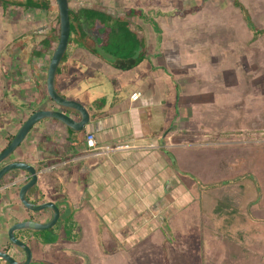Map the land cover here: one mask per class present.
<instances>
[{
    "label": "crops",
    "instance_id": "1",
    "mask_svg": "<svg viewBox=\"0 0 264 264\" xmlns=\"http://www.w3.org/2000/svg\"><path fill=\"white\" fill-rule=\"evenodd\" d=\"M69 2L71 11L95 10L110 17L114 26L126 23L129 35L126 31L122 35H128L124 52L139 53L143 58L137 63L136 58L126 60L106 53L104 30L94 32L86 25L82 27L85 37L77 35L69 42L67 59L59 65L55 85L62 97L86 109L89 122L73 129L54 118L40 121L0 163V170L25 163L37 175L32 181L28 170L16 169L0 178V251L9 249L7 253L24 263V252L16 251L10 240L11 227L24 222L50 223L57 207L60 216L53 226L21 229L15 236L25 242L16 234L26 233L34 242H42V237H35L37 232L54 233L65 223L75 222L84 238L86 224L97 223L92 238L96 256L102 254L104 261L119 256L136 262L133 257L140 260L144 254L152 264L161 260L202 264L197 258L200 243L212 248L215 244L210 239L219 237L224 228L222 221L214 223V218L205 226L203 217L209 219L211 215L203 205L217 207L221 200L228 207L230 204L226 195L219 196V202L213 199L214 204L206 202L212 191L203 179L205 168L197 166L193 150H222L228 134L252 133L259 122L264 128V0ZM52 6L57 7L53 0ZM21 10L5 15L0 9V154L34 113L61 111L75 123L82 120L77 110L53 102L47 91L48 68L60 38L57 15L49 18L42 10ZM140 11L142 18L137 16ZM221 11L227 12L224 29L215 24L216 13ZM233 15L237 19L230 23L228 17L234 19ZM205 49L207 54L193 57ZM214 52L223 60L215 59L216 67H211ZM216 77L221 78L223 95L217 89ZM19 88L27 91L24 100L15 96ZM137 93L138 100H132ZM197 97L201 101L196 102L204 106L213 101L214 110L217 108L223 119L217 121L216 114L207 108L199 116L195 111ZM227 119L231 130H227ZM239 121L245 123L244 128H239ZM89 135L98 146L130 149L96 157L89 153ZM31 181L26 193L29 208L22 202L20 191ZM260 193L256 195L250 185L247 204L257 208L252 216L255 221L243 209L239 213L248 221L247 230L253 232L245 244L232 236V247L244 245L240 250L233 249L234 264H264V204H257L264 195ZM236 208L233 213L237 216ZM189 210L192 216L184 219L182 215ZM225 212L234 216L231 210ZM224 222L235 232L242 231V220L238 222L237 217ZM99 223L104 230L106 225L109 235L99 231ZM111 243L113 249L108 255L102 246ZM161 253H166L165 259L160 258ZM39 256L43 260L46 254L40 250ZM34 258L32 250L30 264Z\"/></svg>",
    "mask_w": 264,
    "mask_h": 264
},
{
    "label": "rangeland",
    "instance_id": "2",
    "mask_svg": "<svg viewBox=\"0 0 264 264\" xmlns=\"http://www.w3.org/2000/svg\"><path fill=\"white\" fill-rule=\"evenodd\" d=\"M122 3H124V0H122ZM160 3H162V1H160ZM73 7L76 8L74 4ZM142 12L143 11L138 12L137 16L140 18L144 17ZM216 14H217L216 15L217 22L215 23L216 26L218 27V29H222V28L224 29L225 26H227V21L224 18L227 12L226 13L222 12L221 14L220 12H217ZM45 15L46 17H48L46 12ZM233 16L234 19L231 16L228 17V21H230V23L233 22V20L237 19L235 15ZM236 23L238 24V21ZM219 43H222L221 40ZM207 52L208 51L205 49L202 51V53L193 55V57H196L197 55L204 56L205 54H207ZM216 52L219 51L217 50ZM220 53H223V50ZM136 54H137L136 62H139L142 59L143 55L139 53ZM126 55H127L126 59H130V58L134 59L133 53L132 54L127 53ZM5 58L6 57H4L3 59ZM210 59H211L210 61L211 67H216L215 59L221 61L223 60V58H221L219 55L215 57V52L211 54ZM217 79H218L217 89L223 95L224 94L223 92H225V90H223V87L220 85L221 78H217ZM222 79H224V76L222 77ZM9 88L10 90H12L11 87ZM19 89L20 91H17L15 96H17V98H22L24 100L25 99L24 96L28 95L27 91L22 88ZM213 90L215 92L216 83L213 87ZM246 91H251V89L246 88ZM196 101H201V100H199L198 97L195 100V107H196L195 111L196 113L199 114V116H202L204 109L207 108V111H209V113L213 112L214 114H216L217 121H221L223 119L220 118L219 115L217 114L218 113L217 108L216 110H214V107L212 105L213 101L212 103H209V106L206 104L208 107L204 106V103L198 104ZM247 102L248 100L246 99L245 103ZM21 104L22 103H18V105ZM222 109L224 110V108ZM226 123L228 124L227 130L229 129L231 130L232 126L230 125L228 119L226 120ZM237 124L239 125L240 129L245 127V123H241L240 121ZM258 125L260 126L258 127ZM258 125H257L258 128L254 130L252 133L251 132L249 133V131L248 132L237 131L231 133V135L228 134L226 136L227 137V139L225 140L226 142H224L226 148L223 147L222 150H220V148L212 149V147L207 148L206 150H197V151L192 149L193 152L195 153V159H197L196 161H198L197 166L203 165L205 168L203 169L204 170L203 179L206 185L209 184V187L208 186L207 187L210 189V191H212L211 196L207 199L206 202L214 204L212 202L213 199L219 202L220 201L219 196L226 195L227 202L230 204V206L228 207L226 206L224 200H221V202L217 205V207L212 208V206L211 205L209 206V204L203 205V208L207 212H210L208 214L211 215V218L209 219L203 217L204 221L214 218V223L216 221H222L223 223L222 225L224 228L218 225V227H221L222 229L220 233H218L219 237L210 239V242L215 244L212 248L209 247L208 249L206 243H200L199 245L200 247L198 248H200L201 251L199 252L197 258L200 260V262L202 261V264H234L232 259L233 257L232 252H234L233 249H235V247H232V245L230 244V240L232 239V236L234 235L238 237V239H241L244 242V244L252 236L253 231L247 230L248 227L247 219L244 216L242 219L239 213L243 209L244 213L245 214L249 213L250 217L252 218V216H254L253 210L257 209V208L253 209V205L251 206L250 204H247L248 202H250V199H248V189L250 185L255 190L256 195H257V191L259 193L261 192L260 194L264 195V128L262 129V123L259 122ZM221 127H223V125ZM205 166L207 167V169ZM207 187L204 190H206ZM234 201L236 202V204H234ZM261 203L264 204L263 196H262V200L260 201L258 200L257 202V204H261ZM235 205H237L236 208V210L238 211L237 216L233 213ZM196 207H198V205ZM192 210H189L186 214L182 215V217L184 219L190 218L193 213ZM228 210H231L234 216L226 215L225 211ZM200 211L202 212L200 208H197V212L200 213ZM109 216L111 217V214ZM222 216H224L225 219H230V218L235 219L237 217L238 222L242 220V225L240 226L242 228V231L238 230L237 232H235L230 227V224H226V222H224L225 219L223 220ZM251 220L255 221L254 218H252ZM67 221L68 220L66 219L65 222ZM208 224L211 225L210 222L208 221L205 222V226H208ZM96 226H98L97 223L95 224L87 223L83 229V233H85L86 235L84 238L80 237L78 232V226L75 222L65 223L63 229L61 228L58 231H55L54 233L49 231L37 232V234H35V237L37 236L42 237L43 238L42 242L40 240L34 242V239L31 240L30 239L31 236L27 235L26 233L17 232L16 235H19L20 238L25 240V242L29 244L31 249L34 251L35 258L33 259L31 264H135V263L141 264V261L143 262L142 264H152L151 262H149V260H147L148 255H144V254L140 257L141 261L136 259V257H133V259L136 262H130V260L125 261L123 257H119V256L115 259L112 258L108 261H104L105 258L102 254L98 258L95 254V250L97 249L95 245L96 241L95 239L92 238L94 236V229H98L96 228ZM102 226L104 225L99 223V231L101 233H105V235H109L110 230L108 231L106 230L107 228L106 225H105V230L104 227L101 228ZM145 242L149 243L148 240H146ZM68 243H70L71 245H68ZM39 244L41 245L40 249L37 248ZM79 244H81L82 246H80ZM84 245L88 247L89 253L86 252V247ZM241 246L244 247V245L241 243V245L237 247L235 250H240ZM102 247L106 250L108 255H111V253H109L110 252L109 250L113 249L112 243ZM40 250H42V252L46 254V257L43 260H40V256H39ZM132 254H133L132 251H130V256ZM160 258L165 259L166 253H161ZM227 259L232 260V262L228 261ZM172 260L175 261L176 258H173ZM0 264H2V261L0 262ZM156 264H169V263H166L165 261L161 260V262H156ZM174 264H182V263H180V261H177Z\"/></svg>",
    "mask_w": 264,
    "mask_h": 264
},
{
    "label": "water",
    "instance_id": "3",
    "mask_svg": "<svg viewBox=\"0 0 264 264\" xmlns=\"http://www.w3.org/2000/svg\"><path fill=\"white\" fill-rule=\"evenodd\" d=\"M56 3V6L58 8V14H59V22H60V38L59 43L54 51V54L51 58L49 68H48V74H47V91L49 94V97L53 102H55L58 106L62 108H73L77 110L82 115V120L80 123H75L68 115L61 111H39L37 113H34L31 115V117L24 123V125L21 127L20 131L16 135V137L13 139V141L9 144L7 149H5L0 154V163L3 162L5 159H7L24 141V139L27 137L28 133L32 130L34 126H36L40 121H43L47 118H54L65 125L72 127L73 129H80L83 125H86L89 122V115L86 111V109L78 102L70 101L62 97L57 89H56V74L59 68V65L61 61L64 58V55L67 51L70 34H71V22H70V2L69 0H53ZM78 127V128H77ZM28 167L25 163H15L12 165H8L4 167L2 170H0V178L6 175V173L19 169H26L33 175V180L37 178L36 171L31 167L28 169ZM32 181L22 187L20 191V198L22 199V202L24 205L30 208V204L28 203V200L26 198V193L28 189H30V186L32 185ZM33 209L37 207H31ZM38 210V209H35ZM55 215L53 220L50 223L47 224H38L34 222H24L19 223L11 227L9 231V237L14 246H17L20 250H22L26 256V260L24 263H18L16 259L11 256L9 253L0 251V259L4 260L8 264H30V261L32 259V250L30 246L18 239L15 236V232L21 229H30V230H40V229H48L51 226L55 224V222L59 219L60 212L57 207H54Z\"/></svg>",
    "mask_w": 264,
    "mask_h": 264
},
{
    "label": "trees",
    "instance_id": "4",
    "mask_svg": "<svg viewBox=\"0 0 264 264\" xmlns=\"http://www.w3.org/2000/svg\"><path fill=\"white\" fill-rule=\"evenodd\" d=\"M22 8H24L25 10L35 9V10L45 11L49 18L54 16V14H56L57 18L59 19L58 9L57 7L55 9V7L52 6V0H22V1L0 0V9L3 10L5 15H11L12 11H14L15 9H19V12H21ZM70 22H71V34H70L69 42L73 40L74 36L77 35H82L83 37H85V35H83L84 32L82 30V27L86 25L94 32H99L102 29L104 30L105 33L104 49L106 50L105 51L106 53H110L112 56L116 55V57H120L121 59L122 58L126 59L127 53L129 54L133 53V52H124L125 48L123 46L128 44V35H129V30L127 28L126 23H122V24L117 23L116 26H114L111 22V18L108 17L106 14L99 11L87 10V9H82L78 12L70 11ZM250 26H251V22H250ZM59 27H60V23L58 22L57 29H59ZM125 31L128 32V35L123 37L122 35L125 34ZM130 37L132 41L133 35L131 34ZM138 45L139 43L136 42V47ZM120 48L122 50L119 53L114 52L115 49L118 50ZM136 56L137 54L133 53L134 59L136 58ZM66 59H67V55L64 56L62 62H65Z\"/></svg>",
    "mask_w": 264,
    "mask_h": 264
},
{
    "label": "built area",
    "instance_id": "5",
    "mask_svg": "<svg viewBox=\"0 0 264 264\" xmlns=\"http://www.w3.org/2000/svg\"><path fill=\"white\" fill-rule=\"evenodd\" d=\"M139 97H140V93L132 95L133 100H136ZM87 145H88L89 153L96 157H107L111 153L120 152V151L122 152L125 149H130L129 146H122V145H114V146L100 145L98 146L93 135L88 136Z\"/></svg>",
    "mask_w": 264,
    "mask_h": 264
},
{
    "label": "flooded vegetation",
    "instance_id": "6",
    "mask_svg": "<svg viewBox=\"0 0 264 264\" xmlns=\"http://www.w3.org/2000/svg\"><path fill=\"white\" fill-rule=\"evenodd\" d=\"M20 189V188H19ZM13 245V244H12ZM15 249H16V251H18V252H21L20 250H19V248L17 247V246H13ZM9 251V249H7V252ZM6 252V251H5ZM0 260H2V259H0ZM4 261V260H3Z\"/></svg>",
    "mask_w": 264,
    "mask_h": 264
},
{
    "label": "clouds",
    "instance_id": "7",
    "mask_svg": "<svg viewBox=\"0 0 264 264\" xmlns=\"http://www.w3.org/2000/svg\"><path fill=\"white\" fill-rule=\"evenodd\" d=\"M132 98V97H131ZM132 100H133V98H132ZM136 100H138V99H136ZM88 146V145H87Z\"/></svg>",
    "mask_w": 264,
    "mask_h": 264
}]
</instances>
